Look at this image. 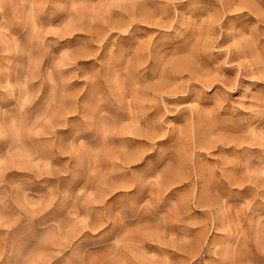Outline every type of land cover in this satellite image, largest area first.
<instances>
[{
	"label": "rangeland",
	"instance_id": "obj_1",
	"mask_svg": "<svg viewBox=\"0 0 264 264\" xmlns=\"http://www.w3.org/2000/svg\"><path fill=\"white\" fill-rule=\"evenodd\" d=\"M0 264H264V0H0Z\"/></svg>",
	"mask_w": 264,
	"mask_h": 264
},
{
	"label": "bare ground",
	"instance_id": "obj_2",
	"mask_svg": "<svg viewBox=\"0 0 264 264\" xmlns=\"http://www.w3.org/2000/svg\"><path fill=\"white\" fill-rule=\"evenodd\" d=\"M174 85L176 86V84H174ZM175 86H174V87H175ZM153 92H154V90H153ZM162 94H163V93H162ZM162 94H161V95H162ZM162 96H163V95H162ZM158 98H159V97H158ZM191 155H192V154H191Z\"/></svg>",
	"mask_w": 264,
	"mask_h": 264
}]
</instances>
